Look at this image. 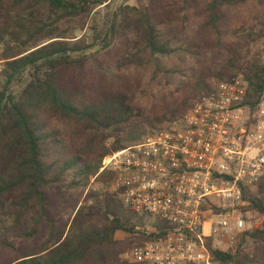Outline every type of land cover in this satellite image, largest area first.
Here are the masks:
<instances>
[{
    "label": "trees",
    "instance_id": "trees-1",
    "mask_svg": "<svg viewBox=\"0 0 264 264\" xmlns=\"http://www.w3.org/2000/svg\"><path fill=\"white\" fill-rule=\"evenodd\" d=\"M107 2L0 0L6 60L0 74V264H131L123 252L165 237L172 228L167 222L131 212L116 193L98 201L92 193L83 197L91 179L108 184L114 178L98 172L106 155L182 122L189 107L173 79L183 64L163 62L198 51L192 105L239 74L248 82L251 110L264 95V62L252 49L264 33V0L120 6L86 43L76 33ZM111 52L117 60L105 59ZM207 55H220L226 74H203ZM129 72L141 73V82L131 85ZM140 88L146 89L142 107ZM241 197L246 205L240 210L262 222L243 234L246 241L234 252L208 247L217 264H264V176L254 188L243 187ZM146 225L151 232H144ZM117 232L126 237L115 239Z\"/></svg>",
    "mask_w": 264,
    "mask_h": 264
},
{
    "label": "built area",
    "instance_id": "built-area-1",
    "mask_svg": "<svg viewBox=\"0 0 264 264\" xmlns=\"http://www.w3.org/2000/svg\"><path fill=\"white\" fill-rule=\"evenodd\" d=\"M2 54L0 45V74ZM247 84L241 74L215 84L178 125L102 159L99 171L114 174L113 191L124 207L172 227L163 239L131 248V264H217L208 241L228 251L240 247L248 228L231 211L246 205L242 188L264 176V95L251 110Z\"/></svg>",
    "mask_w": 264,
    "mask_h": 264
},
{
    "label": "rangeland",
    "instance_id": "rangeland-1",
    "mask_svg": "<svg viewBox=\"0 0 264 264\" xmlns=\"http://www.w3.org/2000/svg\"><path fill=\"white\" fill-rule=\"evenodd\" d=\"M107 3H108L107 7H103L104 5H102V6L96 8L94 10V14L89 18V21L84 26V29L81 32L76 33V36H78V37L84 36V40L86 41V43H90L93 40V36H94L93 32L101 31L104 27L106 20H108L112 16L114 10L120 6H134L135 8L153 6L152 0H108ZM96 42L101 44V41H96ZM1 46H3V45H1ZM252 49L260 55V57L262 59L261 61L264 62V33L259 38V41L257 43H255V45H253ZM216 52L218 54H220L218 50H216ZM196 53H198V51L193 52L192 55L191 54H188V55L185 54V56L173 57V58H170L167 61L163 62L165 64V66H167V67L176 66V64L178 62H182V64H183L182 71L173 80L174 81L177 80L180 82V84L182 86V89H181L182 92L184 89V93L180 96V98L182 100L181 103H185L186 108L190 107L192 105V103H193L192 99L194 96L197 97V93H198L196 91V89L193 90V88H192V84L195 82V80H197L200 77V76H198V74L201 70V68H199L195 64L196 57L193 54H196ZM109 57L114 61L115 59L117 60L118 56L115 55V52H111L108 55L106 54L105 59H109ZM183 57H185V58H183ZM222 57L224 59L226 57V55H223V53H222ZM207 58H208L207 59L208 72L204 71L203 74H208L211 71L221 72V74H226V72H223L220 70V59H221L220 55H219L218 59H210L208 55H207ZM128 74L129 75L126 76V79L130 80L131 85L134 83V81H138L139 79L141 82V80H142L141 73H139V75H138L137 73L129 72ZM207 82H208L207 84L211 85L214 83V80L208 79ZM18 85H19V81L18 82L17 81L12 82V89L13 90L16 89ZM190 88H192V89H190ZM145 91H146L145 88L144 89L140 88L138 90V96L137 97L140 101L137 103L139 104L140 107L146 105L144 102ZM136 143H128V144H126V146H129L131 144L134 145ZM98 172L100 173V171H98ZM105 192L114 193L113 187H112V181L109 182L108 184L107 183L100 184V183L95 182L93 179H91L87 189L83 193V197L86 194L92 193L96 196L92 200L98 201L99 199H101V195ZM244 206H242V207H244ZM240 208L241 207H239L238 209H236L234 211H231V213H232L231 215L232 216L241 215V217L244 220L245 226L248 228L247 230H250V229L252 230L253 228L258 227L261 224L262 218L251 215V213H249V212H243L242 210H240ZM216 212H218V211H216ZM208 228H209L208 223H206L204 228H203V232L205 234L208 233ZM144 230H145L144 231L145 233L151 232V229L148 225H146V227H144ZM124 237H126L125 234L121 233V232H117L115 235V239H117V240H122ZM137 237L139 239V235H137ZM242 240L244 242V241H246V238L242 239ZM208 246L210 248H214V250L224 249L226 252H234V251L226 250L222 244L218 245L217 242H214V241H208ZM130 250H131V248H129L125 252H123V254L121 255V258L129 261L128 251H130ZM1 260L2 259H0V263H1ZM129 263H130V261H129Z\"/></svg>",
    "mask_w": 264,
    "mask_h": 264
}]
</instances>
